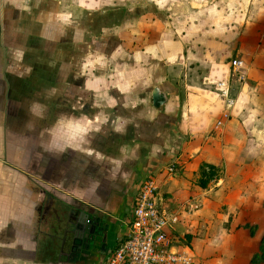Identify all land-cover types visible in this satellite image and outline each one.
Segmentation results:
<instances>
[{"label":"crops","instance_id":"crops-1","mask_svg":"<svg viewBox=\"0 0 264 264\" xmlns=\"http://www.w3.org/2000/svg\"><path fill=\"white\" fill-rule=\"evenodd\" d=\"M77 4L73 17L64 0H0V264H102L147 176L160 209L177 214L169 232L186 242L194 264H248L264 231V20L194 38L152 9L144 22L117 3L96 12ZM232 51L242 62L236 69L224 59ZM23 80L48 89L47 106L31 111L47 123L30 129L29 159L19 141L11 161L7 105L38 98L14 90ZM218 80L235 103L213 128L223 109ZM57 87L66 94L54 101ZM153 87L166 97L160 109ZM201 163L218 172L203 188ZM70 206L75 234L61 237L58 259L44 242L59 236L48 218L67 220Z\"/></svg>","mask_w":264,"mask_h":264},{"label":"rangeland","instance_id":"rangeland-1","mask_svg":"<svg viewBox=\"0 0 264 264\" xmlns=\"http://www.w3.org/2000/svg\"><path fill=\"white\" fill-rule=\"evenodd\" d=\"M68 3L69 7L66 10H70L72 16L74 17L78 15L79 10L81 8L78 7V2H85V6L80 4L81 6L87 7L85 11H101L104 10L105 7L109 5H117L123 6L126 9H131L134 17H139L141 21L145 22V11L148 9H152L156 11V14H159L160 18H166L167 26H169L172 30L176 29L177 31L180 28L183 31L187 30L191 37L197 38L202 36L204 33L212 31L213 35L209 34L207 37L217 38L218 34L216 31L223 29L225 26H230L231 30L234 28H238L240 24H248L250 21L254 20H264V0H64ZM158 7V8H156ZM159 12V13H158ZM154 14V13H153ZM155 15V14H154ZM78 19V18H77ZM238 30L235 31V33ZM210 33V32H209ZM236 35V34H235ZM234 39L231 41L233 42ZM234 57V51L224 59L226 61L231 60ZM40 63H42L40 61ZM57 75H59L57 77ZM64 72L57 71L55 73V78H65L67 76H63ZM16 85H19L14 90H20L21 94H25L28 97L33 94V92L37 93L38 98L36 99V103H29V98L27 99L28 103L22 104L13 102L7 105V119L5 120L6 127V159L11 161L17 160V154L13 151L15 148V144L23 143V147L26 148V151L22 152V159H29V148L31 144V136L30 129L37 127L41 128L45 123H47L46 117L42 116H34L31 114V111H35L36 107L45 108L47 104L45 103L44 95H47L45 87H29V83L25 80L23 81H15ZM61 84V83H58ZM36 90V91H35ZM64 89L61 87H57L54 90L53 97L54 101L58 99V96L66 94L63 92ZM51 94V93H49ZM48 94V95H49ZM73 94V91H71ZM52 95V94H51ZM52 97V96H50ZM67 102V100H64ZM50 105V104H49ZM67 106V105H66ZM50 110V108H49ZM42 145L45 143L44 141H40ZM42 158L46 157L45 151L42 150L40 152ZM11 170L14 171L13 164ZM17 170H22L28 173V170L16 168ZM23 174V173H21ZM29 174V173H28ZM24 175V174H23ZM70 197H73V190H70ZM54 212L57 213L56 206L54 207ZM70 214L68 215V219L61 217V215L55 214L54 216L48 218L50 220V227L53 229L54 236L59 235L56 239L52 237L44 241L47 245L46 250H48V255H53V253H57L53 256H56L58 259L61 257V254L58 250L61 244V237L65 236L66 231H72V234H75L73 226V218L75 216L70 217V215H76V209L72 206L69 207ZM75 210V211H73ZM75 213V214H72ZM47 225V224H46ZM262 232H260L261 236ZM76 235H74L75 237ZM41 238V236H40ZM75 241V240H74ZM248 250V248H246ZM222 254L225 256V249H222ZM246 253L248 251H245ZM242 256V255H240ZM250 256V255H249ZM248 256V258H249ZM55 260H58V259ZM241 259L239 260V262ZM262 260L255 261L254 264H262Z\"/></svg>","mask_w":264,"mask_h":264},{"label":"built area","instance_id":"built-area-1","mask_svg":"<svg viewBox=\"0 0 264 264\" xmlns=\"http://www.w3.org/2000/svg\"><path fill=\"white\" fill-rule=\"evenodd\" d=\"M233 69L242 66L238 58L229 60ZM242 77H240V80ZM217 95L223 102V109L213 128L222 124L229 115L235 98L229 94L224 80L215 82ZM173 163L165 167V174L175 170ZM157 184L153 177L147 176L141 181L132 198L131 214L122 237L109 249L102 264H194V257L186 242L169 232L178 221L175 212L165 213L158 204ZM190 208L196 204L187 203Z\"/></svg>","mask_w":264,"mask_h":264},{"label":"trees","instance_id":"trees-1","mask_svg":"<svg viewBox=\"0 0 264 264\" xmlns=\"http://www.w3.org/2000/svg\"><path fill=\"white\" fill-rule=\"evenodd\" d=\"M217 173V168L215 166L208 163H201L198 168L197 185L201 188L205 187L209 180L217 176ZM247 227L249 229V234L252 235V227ZM257 260H262V264H264V231L262 232L261 237L259 239L257 250L253 252L248 259V264H254Z\"/></svg>","mask_w":264,"mask_h":264},{"label":"water","instance_id":"water-1","mask_svg":"<svg viewBox=\"0 0 264 264\" xmlns=\"http://www.w3.org/2000/svg\"><path fill=\"white\" fill-rule=\"evenodd\" d=\"M166 97L163 91H161L159 88L157 87H153L151 90V103L152 106L155 109H160L161 105L163 104V102L165 101ZM92 225V222H90L89 220L86 221V225H83L82 228V234L83 235V241H92L93 240V234L92 231L90 230V226ZM76 226V225H75Z\"/></svg>","mask_w":264,"mask_h":264}]
</instances>
